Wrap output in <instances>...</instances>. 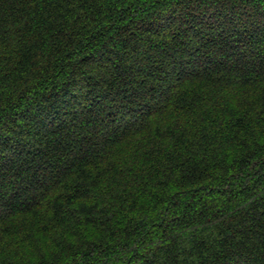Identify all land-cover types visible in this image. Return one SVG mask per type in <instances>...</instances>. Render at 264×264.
Listing matches in <instances>:
<instances>
[{
	"label": "trees",
	"instance_id": "obj_1",
	"mask_svg": "<svg viewBox=\"0 0 264 264\" xmlns=\"http://www.w3.org/2000/svg\"><path fill=\"white\" fill-rule=\"evenodd\" d=\"M0 264H264V0H0Z\"/></svg>",
	"mask_w": 264,
	"mask_h": 264
}]
</instances>
